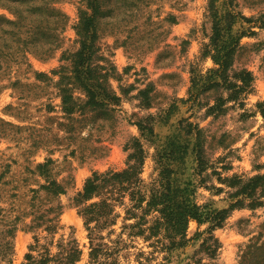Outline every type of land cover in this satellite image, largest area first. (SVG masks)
I'll return each instance as SVG.
<instances>
[{
  "label": "rangeland",
  "instance_id": "374dc122",
  "mask_svg": "<svg viewBox=\"0 0 264 264\" xmlns=\"http://www.w3.org/2000/svg\"><path fill=\"white\" fill-rule=\"evenodd\" d=\"M208 2L104 0L109 15L99 25L96 63L107 74L100 80L103 87L119 101L103 99L101 109L87 104L72 79L85 0H0V264H36L26 256L39 261L45 249L57 256L60 245L70 241L82 252L74 264H244L245 247L264 223V206L233 211L212 233L208 224L191 222L186 247L169 251L163 235L136 236V229L125 228L135 222L124 220L126 199L116 209V225L100 234L104 253L92 259L89 233L73 202L94 173L127 167V145L134 139L145 150L142 179L150 187L160 173L158 149L180 132L183 120L199 126L205 139L209 169L197 175L190 150L181 176L196 183L199 206L228 208L231 190L219 177L264 175V29L242 38L234 62V71L248 70L254 78L240 106L229 103L224 115L214 117L205 106L213 105L214 95L203 97L198 107L184 104L192 71L214 68L203 55L212 34ZM234 3L248 19L264 15V0ZM242 26L250 25L237 24L235 33L241 34ZM46 38L54 44L43 45ZM64 84L72 90L71 113L63 103ZM138 123L152 125L155 139L143 138ZM51 181L65 194L49 197L41 187ZM213 187L224 191L217 195ZM57 205L62 207L57 230L38 227L36 217Z\"/></svg>",
  "mask_w": 264,
  "mask_h": 264
},
{
  "label": "trees",
  "instance_id": "16d2710c",
  "mask_svg": "<svg viewBox=\"0 0 264 264\" xmlns=\"http://www.w3.org/2000/svg\"><path fill=\"white\" fill-rule=\"evenodd\" d=\"M104 9V0H85V10L81 13L76 29L80 49L73 56L72 67L74 69L72 79L78 85L77 87L85 92L88 99L87 104L101 109L103 99L112 102L119 101L114 95L110 97L103 87L100 80H105L107 74L103 75L99 70L104 71L105 69L98 67L96 63L99 61L97 57L99 25L109 15V11ZM36 10L39 8L36 7ZM36 10L33 12L35 13ZM208 12L212 21V34L209 43L204 48L203 55L212 60L214 68L205 74L192 71V86L189 98L184 101V104L190 103L193 107H198L202 105L203 97L214 95L213 105L210 103L205 105L206 113L208 116L218 117L227 112V104L234 103L240 106L243 98L253 88L252 73L245 69L234 71L233 66L242 49V38L255 36L256 33L252 31L254 28L264 29V15L257 20L248 19L236 12L234 0H209ZM239 23L250 26L247 29L242 26L244 30L241 34L235 33V27ZM42 43L45 46L54 44L53 41H48V38ZM48 51L50 50L46 52ZM63 74L62 70V79L68 80V77ZM68 86L64 84L62 95L63 103L67 111L71 113L74 107L71 97L72 90ZM261 114L264 117V110H261ZM171 115L173 114L169 117ZM179 124L180 132L178 130V133L168 136L166 142L158 149L160 173L158 180L150 187H146L142 179L146 153L140 139H134L127 145L129 156L127 167L124 170L94 173L86 181L83 190L73 199L74 206L79 209V214L89 233L92 259H97L99 253L103 251L98 243L104 239L100 234L116 225L120 217L116 209L119 206L124 207L126 199L129 205L125 209L126 218L124 220L135 222L125 228L136 229V236H144L147 231L150 237L163 235L168 242L167 250L169 251L186 247L189 242L187 231L191 222H197L199 225L208 224L209 231L212 233L223 227L233 211L256 210L264 206V175L248 179L238 176L224 179L219 177L220 184L231 190L227 193L228 208L215 209L212 204L199 206L196 202V183L192 180H185L181 176L184 175L190 150L196 159L197 175H203L209 169L205 155L204 134L199 126L188 120H183ZM137 126L143 138L155 139L152 125L138 123ZM41 189L53 198L65 194L62 186L52 181L48 182V186H42ZM212 190L217 195L224 191L216 187ZM61 214L60 205L52 207L36 217L37 226L46 225V230L54 233ZM152 214H157V217L150 222L148 218ZM51 215L53 217H50ZM148 225L150 226L145 228ZM197 236L199 237V234ZM207 241L202 244V247ZM60 250L57 256L52 257L50 251L45 249L39 261L30 254L26 256V260L36 264H74L82 255L76 241L60 245ZM242 258L244 264H264V223L259 233L249 240Z\"/></svg>",
  "mask_w": 264,
  "mask_h": 264
}]
</instances>
